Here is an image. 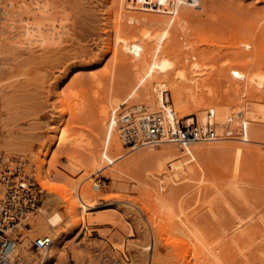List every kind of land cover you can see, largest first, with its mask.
<instances>
[{
  "label": "bare ground",
  "instance_id": "obj_1",
  "mask_svg": "<svg viewBox=\"0 0 264 264\" xmlns=\"http://www.w3.org/2000/svg\"><path fill=\"white\" fill-rule=\"evenodd\" d=\"M21 1L24 2L25 0ZM33 1L30 9L21 7L19 11L13 12L4 6V0H0V155L5 160L18 158L20 162H26L28 168L35 172L37 181L44 192L42 204L36 208L35 212L29 214L25 221L21 222V225L26 223L30 225L28 231L30 233L24 234L28 236L25 243L16 245L15 251H18L16 252L17 256L26 264H30L28 261L34 262L37 259L46 264L52 263L55 258H58L60 262L65 261L64 240L80 229L85 221L90 226L102 225L113 220L114 216L112 214L106 215L100 211L96 214L90 213L102 206L111 205L109 202L111 198L106 199L105 203L97 198L101 194L96 191L98 189L97 183H95L94 190L90 184L84 186L80 181L73 182L55 176L56 174L53 175L52 172L57 168L56 164H52L49 166L50 168L46 167V158L56 145L73 151L85 150L80 140L70 139L67 131L60 128L64 114L57 120L58 126H52L49 123V134L53 138L43 142L36 153H33L32 150L34 141L30 139L31 137L26 138V136L22 140V137L20 138L22 135L15 130L13 131L11 126L9 127L8 107L5 100L7 91L3 88L2 77L14 69L15 61L21 62L25 58L35 59L39 56L44 57L46 54L50 55V52H56L55 50L52 52L54 48L69 42L68 40L71 39L68 37L70 29L65 24L67 19L54 18L53 16L56 14L51 15V8L45 2L42 0ZM168 1L171 0L165 2ZM172 3L174 7L170 14H168V10L163 14L164 18L161 17L167 25L173 24L176 9L190 6L189 4L186 5L187 2L183 0H172ZM111 12L112 9L108 14L109 26L113 24ZM156 20L159 21V19ZM162 21L160 22L163 23ZM252 24H254L252 28L255 32L254 29L257 27L255 24L257 23ZM261 24L264 23L261 22ZM261 24L260 27H262ZM244 25L246 23L241 26L244 27ZM251 26L249 25V32H251L250 29L252 30ZM246 27L248 26L246 25ZM257 30L259 31H256L255 36L258 39L264 37L262 33L260 34L264 31V27L261 29L258 27ZM240 31L238 33H242V30ZM112 34L111 31L102 58L113 53L115 59L121 58L122 60L119 61H128L129 64L127 62V65L136 69V76L130 87L129 96L125 97L123 101L113 100L108 103L99 115L102 137L110 148L117 150L120 157L123 156L120 141L131 150L138 149L139 151V147L145 148L147 145L144 143L137 146L127 145L122 137L127 131H130L144 142L147 132L145 119L149 115L155 116V114L163 117L166 121V127L172 130L177 128V123L179 124L180 121L188 120L191 122L192 117H196L194 121L197 122L198 126L201 128L210 127L213 138L206 142L177 143L171 142L165 136L158 145L147 146L148 148L140 149L141 151L135 152L134 156L129 157L124 165L127 169L112 167L110 174L116 190L126 191L129 186L136 183L140 184L141 187L144 186L145 189L148 188L146 193L143 188L145 200H142L143 202L139 200L141 205L137 210L139 209L142 214L147 216L146 225L154 238H151V243L147 239V243L141 244L139 258L131 253L133 257L129 255L125 260L123 256L119 255L125 252V246L123 247L122 243L111 247L113 254L108 255L111 263L161 264V248L174 244L176 254L179 251L182 255V257L180 256L182 262L178 264H232L230 261L236 255L240 260L239 262L235 258V262L238 261V264H257L258 262L264 264V213L261 210L255 212L259 208L255 209L257 208L255 206L252 210L251 205H249L252 210L249 211L251 214L249 213V216L245 214L246 217H242L240 216L241 212L239 213L236 205L232 203L234 200L235 202L239 200L241 204H249L248 198L251 196H248L247 193L250 190L248 188L252 186V180H246L249 176V173L246 174L245 166L247 153L249 148L251 149L255 144L264 145V59H261L262 61L260 59L254 60L256 64L251 66L257 67V70L256 68L248 70L243 68V72L236 71L226 75L220 71L216 72L215 68L205 65V63H199V61L207 58L201 52H185L182 58H176L170 63L167 48L173 41V35L169 30L152 32L144 29L140 34L138 32L131 37L125 34L119 35L114 43ZM257 38L255 42L262 49L264 42H257ZM196 39L208 43L205 38ZM243 39L242 45L246 46L248 40L246 38L245 41L247 42H244ZM261 40L264 39L261 38ZM113 45L117 47V51L114 50L113 52ZM198 48L195 46L196 50ZM246 49L249 50L251 47ZM261 49L259 50L261 51ZM160 53L161 55H159ZM191 59H193V64L188 66L182 64L181 67V62ZM210 81L219 83L220 86L218 84L215 86L218 85L220 90L218 87L217 89L212 88ZM44 93H48L47 88H45ZM61 93L57 95L60 98L62 97ZM94 96L95 99H98L100 92L95 93ZM127 114H132L133 118V122L129 126L122 123ZM224 141L229 142L223 144ZM260 152L264 151L259 150ZM65 157L69 161L66 165L70 166V168L67 167L72 174L82 170L81 160L75 159L71 153H66ZM88 167L94 173L101 170L100 165L94 162ZM28 168L26 169L28 170ZM224 175L229 177L224 183H219V179L226 178L223 177ZM58 181L65 185L60 186L61 182L58 183ZM102 188L100 187L98 190ZM58 189L67 192L65 195H61L64 204L61 202L59 204L58 201L56 202L55 196H51ZM209 191L213 192L210 193L214 195L213 197H210ZM229 195L233 196L234 199L229 201ZM189 196L193 197L192 205L189 203L185 207L184 204L190 198ZM217 199L220 200L221 207L225 210L222 211L221 209L220 212L223 214L219 210L217 211L215 207L218 203L215 201ZM124 200L122 201L124 202ZM128 200V202L125 200L127 205L137 206L135 199ZM61 204L63 205L61 206ZM61 207L64 208V212L58 213ZM52 210L57 211V213L50 215ZM225 214L229 216V223L225 219L226 223L225 217H222ZM202 215L209 216L216 228L214 229L215 226L208 223V227L209 224L211 225L210 228L212 227L210 229L212 231H210L207 224L203 222ZM199 217L203 221L199 220ZM208 220L210 221V219ZM203 223L205 224L204 227L201 225ZM67 224L70 226L69 228L66 227L68 230H64L65 226H68ZM205 226L210 232L205 229ZM132 234V230L128 231V236H132ZM34 235L47 236L51 239L49 247L39 254L30 249L31 236ZM127 247L129 251L131 248L134 249L135 245ZM166 256L164 257L169 259L168 255ZM165 258L161 257L163 259L161 260V262L163 261L162 264L167 261ZM235 262L233 261L234 264H236ZM174 264L177 263L174 262Z\"/></svg>",
  "mask_w": 264,
  "mask_h": 264
},
{
  "label": "rangeland",
  "instance_id": "obj_2",
  "mask_svg": "<svg viewBox=\"0 0 264 264\" xmlns=\"http://www.w3.org/2000/svg\"><path fill=\"white\" fill-rule=\"evenodd\" d=\"M4 1V6L13 12L19 11L21 7L30 9L34 2L33 0H25L24 2L21 0ZM42 1L51 8V15H54V13L56 14L53 16L54 18L67 19L65 24L68 29H70L68 37L69 39L71 37V39L68 40L69 42H65L67 45L63 43L64 45L61 44L59 47L54 48L52 52L54 50L56 52H50V55L46 54L44 57L39 56L35 59L25 58L21 62L15 61L14 64L16 66L14 69L2 77L1 82L4 85L3 88L7 91L5 93V100L8 107L7 120L10 123L9 127L11 126L10 128L13 131L15 130V132L22 135H19L20 138L22 137V140L26 136V138L31 137L30 139L34 141L32 150L33 153H36L43 142L53 138L49 134V125L58 126L59 123L57 120L64 114L60 122L62 123V127L60 128L67 131L70 135V139L80 140L85 150L73 151L56 145L51 149V153L46 158L48 162H46V167L50 168L49 166L56 164L57 168L52 172L53 175L56 174L55 176L73 182L80 181L84 186L90 184L94 190L95 183L99 179L105 181L103 188L101 190H96L101 193L97 198L104 203L106 199L111 198L109 201L111 205L102 206L90 213L96 214L100 211L106 215L112 214V216H114L113 220L107 221L102 225L90 226L86 224L87 221H85L80 229L76 230L70 237L64 240L63 245L66 247L65 261L60 262L58 258H55L52 263L46 264H112L109 258L110 256H108L113 254L111 247H115V245H120L121 243L123 247L125 246V252L121 254L117 252L119 255L123 256L125 260H127L129 255L131 256V253L133 256L139 258L141 255L139 251L141 249V244L147 243V239L149 243H151V238H154V235L148 230L146 225L147 216L142 214L139 209L137 210L141 205L139 200H145L142 192L144 191V186L141 187L140 184L136 183L133 186H129L130 189L128 188L126 191L122 190L123 192H120V189L119 191L114 187V182L110 173L112 167L115 166L121 167L123 170L127 169L124 166L125 161L129 159V157L131 158V156H134L135 152L137 153L148 147L145 146V148L143 147L142 149L139 147V151L138 149L131 150L120 141L122 146L121 150L123 151V156L120 157L118 151L110 148L102 137V132L99 127V115L102 109L113 100L123 101L125 97L129 96L131 93L130 87L136 76V69L127 65L128 61H119L122 60L121 58L115 59L113 53H109L102 58L110 33L111 31L113 32L111 37L114 43L119 35L125 34L131 37L132 35L138 34V32L140 34L144 29L152 32H164L165 30H169L173 35V41L167 48L170 63L176 58H182L185 52L194 51V53L201 52L205 54L207 57L206 60L199 61V63H205V65L211 66L213 69L215 68L216 72L220 71L226 75H230V73L232 74L236 71L243 72V68H245V70L256 68L257 70V67L251 65L256 64V61H254L256 59H264V51H262L264 47L261 49V46L259 45V47L258 43L255 42L257 38L255 36L256 31H259L257 28L259 27L261 29L264 27V24H261V22L264 23V18H262L264 17V0H183L187 2L186 5L189 4L190 6L186 7V5H184L186 8L180 7L176 9L173 16L175 19L173 24L170 25L163 22L161 17L164 18L163 14H165V11L168 12L169 10L168 14H170L171 9L174 7L172 0L168 2H165L166 0ZM109 7L112 9L111 14L113 17V24L111 26L108 25ZM106 8L109 10L107 9V11ZM260 18H262V20H260ZM156 19H159V21ZM240 22H244L243 24L246 23L248 27H246V25H244V27L241 26L243 24ZM252 23H257L255 24V26H257L254 29L255 32L253 31L252 27L254 24ZM248 24L250 26L252 25V30L250 29V31H253V33L249 32ZM260 24L262 27L259 26ZM240 30H242V33H238L241 32ZM261 33L264 35V31L260 32V34ZM231 34L233 35L231 36ZM234 35H238L236 36L237 38ZM196 38H205L208 40V43L197 41ZM246 38L248 42L245 41ZM261 38L264 39V37ZM261 38H257V42H264ZM242 39L244 42H247L246 46L248 47L242 45ZM195 46L199 48L196 50ZM61 47L64 48V50H62ZM250 47L251 49H249V52L246 48ZM259 49H261V51ZM114 50L117 51V47L113 45V52ZM159 55H161V53ZM252 59L253 61H251ZM245 63L246 65L244 66ZM182 64L184 66L193 64V59L190 61L185 60L183 63L181 62V67ZM212 70L211 73L214 72V70L213 72ZM210 83L212 88L217 89L219 83H215V81H210ZM215 84H218L217 87ZM45 88H47V94L44 93ZM59 89H62V91ZM218 90H220L219 87ZM59 91L62 92L61 98L57 96L60 93ZM97 92H100V97L95 99L94 95ZM192 118L196 119V117ZM226 142L229 141H224L222 143L226 144ZM255 148L264 151V145L260 146L255 144L251 149L249 148V152L247 153L245 166L246 174L248 175L249 173V176L246 180H252V186L248 188V190L250 189L249 192L247 191V195L251 196L248 198L249 204H241L239 200L236 202L234 200L232 202L233 205H236V208L239 210L238 212H241L240 216L242 217L249 216V211L254 210L253 207L255 206L257 207L255 209L259 208V210L255 212H260L261 210V212L264 213V194H262L264 193V187H262V185H264V154L262 153L264 152H260V154L259 150ZM66 153H71V156L75 157L78 161L81 160L83 166L82 170H78L73 174L68 170L70 166L66 165L69 163L67 157H65ZM93 162L100 165V171L94 173L89 169L88 165ZM25 164V168H28V164ZM29 170L28 168L27 171ZM223 177L226 178H223L224 181L223 179H219V183H224L229 176L224 175ZM60 182L58 181V183ZM59 185L63 186L65 184L61 182ZM146 189L148 191L147 187ZM146 189L144 191L145 193ZM56 193H52L51 196H55V200L56 202L58 201L59 204L60 202L63 203L61 195L63 196L67 192L58 189ZM210 193L212 194L213 192L209 191L208 194ZM118 196L119 198H117ZM213 196L214 195H211L210 197ZM120 197L122 198L120 199ZM207 197L210 199L209 196ZM43 198L44 192L42 194V200ZM123 199L127 200V202L129 201L128 199H135L137 206L133 207L129 204L130 207L125 200L124 202L122 201ZM232 199H234V197L229 195L228 200L231 201ZM42 200L40 205L42 204ZM217 200H215L218 202L215 207L217 211L219 210L220 212L222 204L219 199ZM188 201L184 204L185 207H187L186 205L189 203L192 205L193 197H190ZM63 204H61V206ZM249 205H251L252 208L249 207ZM62 211L64 212L63 207L60 208L58 213ZM222 211H225L224 208ZM54 213H57V211L52 210L49 214L52 215ZM200 217L199 220L202 219ZM207 217L209 216H203L204 221H201L205 222L208 227V223L212 224V219ZM222 217H225V222L226 220L227 222L229 221L228 215L225 214V216ZM208 219H210V221ZM201 225L204 227L205 224L203 223ZM69 226L70 225L65 226L64 230H68ZM210 226L209 224V230L212 228H210ZM212 226H215L213 227L214 229L216 228L214 222ZM207 227L205 228L206 230ZM130 230L133 231L132 236H128V231ZM22 232L26 235L30 233L24 230ZM36 237L39 236H31V241ZM134 245L135 247H133ZM136 245H139V248ZM127 246H132L134 248L130 249L132 252H130V250L128 251ZM173 246L174 244H171L170 246L168 245L165 248L163 246L161 248V264L163 262H161V260L167 257L166 255H168L169 259L165 258V260H167V263L164 262L165 264H174V262L178 264L182 262V258H180L182 255H180L178 249L179 255L178 252L176 254V249ZM24 254L22 253L23 256ZM33 255L35 254L33 253ZM161 257L163 259H161ZM235 258L238 259L239 257L236 255ZM235 258L230 261L232 264H234L233 261H236ZM253 261L255 262L256 260ZM28 262L30 264H44L38 259L34 262ZM239 262L237 261L235 263L238 264ZM257 264H259V262Z\"/></svg>",
  "mask_w": 264,
  "mask_h": 264
},
{
  "label": "built area",
  "instance_id": "obj_3",
  "mask_svg": "<svg viewBox=\"0 0 264 264\" xmlns=\"http://www.w3.org/2000/svg\"><path fill=\"white\" fill-rule=\"evenodd\" d=\"M132 122V114H127L122 123L129 126ZM145 123H147V132L144 142L133 132L127 131L122 137L124 143L131 146L141 143L156 146L165 136L171 142L177 143L206 142L213 138L210 127L201 128L194 118L191 122L180 121L175 130L168 129L166 121L159 114L149 115ZM24 164L18 158L5 160L0 155V264H26L17 256L18 251H15L16 245L24 244L28 237L22 231L28 232L30 228L28 223L21 225V222L35 212L42 200L43 191L35 172L32 169L31 172H26V164L25 167ZM96 183L99 189L103 187L105 181L99 179ZM50 243V237L40 236L32 240L30 249L39 254L46 250Z\"/></svg>",
  "mask_w": 264,
  "mask_h": 264
}]
</instances>
